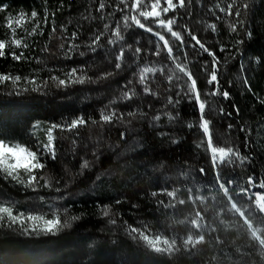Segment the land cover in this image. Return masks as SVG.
Masks as SVG:
<instances>
[{"label": "trees", "instance_id": "trees-1", "mask_svg": "<svg viewBox=\"0 0 264 264\" xmlns=\"http://www.w3.org/2000/svg\"><path fill=\"white\" fill-rule=\"evenodd\" d=\"M200 1L192 0L191 15L186 14L189 7L188 0H185L184 9L178 7L175 13L169 12L165 16L184 25L183 32L188 40L189 34L203 37L202 42L206 47L211 46L210 50H215L221 61L223 75L219 76L220 88L228 90L231 98L225 100L220 96H209L215 105V110L209 115L212 131L214 138L226 140L249 160L242 163L241 168L231 165L227 170H221V180L231 193L241 188L244 199L251 203L264 223V210L261 207L264 205V104L260 103V100H264V0H241L249 7L241 9L244 26L237 33H232L228 27L231 18L218 12V7H225L230 0H219L216 4L213 0H204L203 3L215 11L211 23L217 24L216 33L209 41L199 28L194 27L201 11ZM98 3L99 0H0V9H3L0 10V41L5 44L11 42L6 29L9 18L16 19L23 12L26 14L24 26H27L24 48L19 52L23 53V57L15 60L5 49V56L0 57V74L19 75L21 81L17 88L29 89L17 95L10 81L0 85L1 130L18 137L22 131L15 124L27 120V139L23 145L36 151L37 142L41 145L47 142L48 129L52 124H62V129L52 130L56 159H50L45 153L43 159L46 167L36 172L38 177H45L50 187H44L45 181L41 180L40 186L33 191L11 179H4L0 174V203L13 207L14 213L34 211L47 219L59 213L61 224L68 222L71 225L55 234H24L19 230V225L7 227L0 224V264H253L256 252L242 248L240 242L236 243V238L241 237L238 233H243L238 227L244 229L242 224L236 225L237 231L231 236L235 239V245L206 250L203 256L192 259L156 254L128 238L122 228L117 227L118 219H121V224L132 225L135 214L139 213L151 223L157 214L151 203V193L159 190L174 172L189 173L200 182L212 183L215 171L204 152L199 129L189 130L185 127L188 122L197 121L198 112L184 99L180 105L182 122L173 128L163 129L168 136L161 137L158 135L160 129L150 127L154 112L147 106L151 99L147 96L138 97L140 102L133 106L145 113L142 118L133 121L131 127L135 131H125L124 126L113 128L107 124L101 128L99 109L108 103L105 99L113 97L130 79L131 86L139 93L136 72L145 66H160L165 60L156 56L153 48L146 49L141 45L138 46L141 49L138 57L134 56L132 70L126 69V64H123L125 60L121 62L119 70L115 69L116 58L110 62L106 59V56L115 53L114 47L117 49L123 41L139 45L153 39L137 28L131 19L136 14L123 0H105L107 6L103 11L98 10ZM32 11L37 12L34 19L30 16ZM125 16L128 17L127 21ZM216 16H221V19L218 21ZM37 22L39 27L32 33ZM105 23L109 26L108 31L101 36L95 54L71 60L62 58L59 49L62 37H70L76 31V43H80L93 31H103ZM116 27L121 30V38L115 36ZM249 32L250 37L247 35ZM109 40L113 42L109 44ZM237 40L243 43L237 44ZM218 44L230 47L231 54L220 52ZM45 47L47 51H44ZM184 62L197 73L201 72L203 62L211 66V58L207 54L193 50L188 52ZM241 62L244 64L242 73L239 71ZM84 64L91 65L89 75L94 79L97 73L104 71L114 74L97 83L72 85L67 89L56 87L50 80L52 75L64 78V71ZM25 78L35 79L37 84L48 80V86L41 91H32L35 85L26 84ZM177 84L160 81L153 91L162 95L172 85L169 89V94H172L180 87ZM198 87L202 93L212 90L203 74L198 79ZM8 101L15 104L9 106ZM114 107L119 111L132 110L127 106ZM156 107L159 108V105ZM220 108L224 109L223 115L219 113ZM78 116H84L86 124L68 131L62 122ZM93 120L97 123L93 124ZM228 124L233 125L231 132L227 129ZM241 126L252 129L248 137L250 146L246 147ZM121 132H124L123 140ZM172 138L180 142L173 144ZM73 139L77 142L75 156L71 149ZM96 143L99 144L96 149L99 159L92 154ZM136 144L140 147L134 150ZM82 158L89 160L88 169L80 168ZM56 188L60 191L57 192ZM34 201L39 204L30 203ZM65 209L72 210V216L79 219L66 217L62 212ZM104 209H111L115 218H104Z\"/></svg>", "mask_w": 264, "mask_h": 264}, {"label": "snow or ice", "instance_id": "snow-or-ice-1", "mask_svg": "<svg viewBox=\"0 0 264 264\" xmlns=\"http://www.w3.org/2000/svg\"><path fill=\"white\" fill-rule=\"evenodd\" d=\"M214 4L218 3L219 0H213ZM199 3V0H198ZM192 0H188L189 11L186 13L187 15H191ZM105 0H99L98 10L103 11L106 8ZM133 11L137 13V15H133L131 19L134 21L135 25L139 27V29L144 30L145 24L141 22L138 17L142 18H155V21L158 24L159 29H166L167 33L170 34L171 38H174V42L172 46H169V40L165 39L164 35H161L159 31L156 32L158 36V40L163 42L164 47L166 48L165 59H176L173 56V48L176 47L179 54L187 55L183 50L184 45V37L181 34L184 25L177 24L175 19L169 18L167 20L162 19V14H167L169 12L175 13V10L179 7L180 9L185 8V0H134L133 2ZM249 5L247 3H241V0H230L229 3L226 4L225 7H218V12L223 14L224 17L231 18L232 22L228 24V27L232 33H237L240 28H243L244 21L242 19L241 9H247ZM235 9V11H234ZM3 10V9H0ZM208 11L215 15V11L213 8H208ZM31 18L37 17V12L32 11L30 14ZM125 21L128 20V17H124ZM216 19L219 21L221 16H216ZM26 20V14L21 12L19 16L13 20L9 18L7 21V28L10 29L15 35L16 28L21 27ZM47 16L45 17V23H47ZM14 24L16 27H14ZM176 25L180 30H173V26ZM39 27V22H37L36 26L33 27L32 33L36 32V29ZM108 24L105 23L103 25V31H93V33L86 37L84 41L80 43H76L78 36L77 32H72L71 36L62 37L63 42L59 45V49L62 53V58L71 60L75 58H83L88 54H95L97 52V44L100 42L101 36L108 31ZM127 27V24H125ZM207 27L211 29V33H216L217 24L211 23L208 24ZM55 26L53 27V32H55ZM146 31L148 33L153 32V27H147ZM249 37L251 33L247 34ZM115 36L117 38H121V30L119 27H116ZM203 37L197 38L195 35L189 34V44L188 47L192 48L194 52H198L200 54H207L211 58V66H209L208 62H203L200 65L201 72L195 74L191 71H186L185 67H181L179 63L176 64V67L179 69L180 73H183L186 79L184 83L178 88L175 93L169 94V89L172 85H169L168 89H165L162 95H158L156 91H153L150 83L146 80L145 73L155 72L154 68H143L142 72L139 75L138 84L140 86V92L136 91L135 87H132V80H128L125 85L122 86L120 90L116 92L114 97L110 98L108 103L105 104L102 108L99 109V117L101 128L105 124L110 125L115 128L117 126H124L125 131H135L136 129L132 128L131 125L134 120L138 117H143L145 115L144 112L140 111L139 107H133L134 105H138L140 102L138 97H150V101L148 103V108L153 110L154 114L151 117L150 127H154L160 129L158 135L161 137L168 136V133L165 132L164 128H173L178 123H181L180 116V105L181 100L184 99L193 105L195 110L198 112V119L195 123L188 122L185 127L189 130L193 128L199 129L202 133L204 140L201 141L208 150L210 155V160L212 162V152L209 149V145L211 144L212 148L218 151H224L226 158L221 166H229L230 164L236 163H248V157L241 156L238 149L231 146L226 140H218L214 138V134L212 131V120L209 118L211 112L215 110V105L210 104L207 97L209 96H220L225 100L230 99V92L228 90H221L220 88V79L219 76L223 75L221 72V61L217 58L215 54V50H210V47H206L205 43L202 42ZM113 41L109 40L108 43L111 44ZM178 42V44L176 43ZM12 43L19 47L21 45V40L13 39ZM65 43H67L68 47L65 48ZM237 44H242V40H237ZM83 45V48H82ZM195 46V47H194ZM27 47V45H25ZM218 50L220 52H228L231 54V48L225 47L222 44L217 45ZM5 48L6 44L3 41H0V57L5 56ZM44 51H47L45 47ZM130 52L138 57V54L141 52L139 47L135 49H131ZM154 54L159 56V45L154 50ZM13 59L20 60L23 57V53L20 55H16L14 52L11 54ZM125 58L124 49L121 48L120 52L117 53L116 62L114 64V68L119 70L122 67L121 62ZM234 59V56L232 57ZM228 62V57H225V63ZM91 68L90 64L78 65L70 67L67 71L63 72L64 78H60L59 76L52 75L50 80L55 83L56 87L67 89L72 85H85L86 83H97L99 80H105L110 76H113V72L104 71L103 73H97L96 78L94 79L92 75H89V70ZM164 71V69H161ZM239 71L242 73L244 71L243 62L239 65ZM200 74H203L204 80L207 85L212 87V90L209 92H201L198 89L197 83L200 77ZM171 79V77H169ZM177 83L179 84L180 77H177ZM11 82L13 88L15 89V93L19 95L21 91L27 92L29 89L24 87L22 89L17 88L18 83L21 81V77L10 76L7 74H0V85L5 84L6 82ZM26 84L35 85L31 90L32 91H41L43 88L48 86V80L42 81L41 84H37L36 80H27L25 78ZM175 96V99L173 98ZM126 102H131L130 104H126ZM261 104H264V100H260ZM132 110L127 112L117 110L116 105H125ZM159 105V108L156 107ZM237 114H239V109H235ZM219 113L221 115L224 114V109L220 108ZM231 116V113H228ZM165 121V123H161V121ZM64 126H66L68 131L73 129H77L79 126H83L86 124V120L84 116H78L76 118H71L69 121L62 122ZM93 124L97 123V121L93 120ZM259 127V126H258ZM53 129H62L61 123H53L51 128L48 129L47 133V142L41 145L37 142V150H30L28 147L23 146L20 143H9L4 139H0V174L3 175L4 179H11L16 183L23 185L26 188H31L33 191H36L40 186L39 181H45L44 187H50L49 182L45 179L43 175L37 176V170H43L46 167V161L43 159L45 153L48 154L49 158L52 160L56 159L57 150L53 143L54 137L52 134ZM227 129L229 132L233 129L232 124L227 125ZM240 131L245 133V144L246 147L250 146V141L248 137L251 135L252 129L245 128L241 126ZM121 139H124V132H121ZM180 141L172 138L171 143L176 144ZM84 147H87L85 145ZM99 144L96 143L93 146V156L96 159H99L96 149H98ZM140 147L139 144L133 146V149H138ZM77 148V142L75 139L71 141V149L72 154L75 156ZM38 152L40 155H38ZM89 160L82 158V163L80 168L88 169L89 168ZM23 174V175H22ZM100 179V177H99ZM56 191L59 192L60 189L56 188ZM43 200V197H40ZM66 211V209H65ZM108 210L104 211V216H108ZM72 220H77L79 217L72 216ZM111 223H115V221H111ZM0 224H6L7 227H12L13 225H19V230L24 234H55L61 228L70 227V223L65 222L61 224V218L59 213H55L53 218L47 219L45 215L38 214L34 211H17L14 213V209L11 206H7L5 204H0Z\"/></svg>", "mask_w": 264, "mask_h": 264}, {"label": "rangeland", "instance_id": "rangeland-1", "mask_svg": "<svg viewBox=\"0 0 264 264\" xmlns=\"http://www.w3.org/2000/svg\"><path fill=\"white\" fill-rule=\"evenodd\" d=\"M123 2L133 11L132 5L134 0H123ZM203 2L204 0L200 1L199 9L201 11H199L194 27L196 29L199 28L205 39L209 41L214 34H209L211 33V29H209L207 25L211 24L213 16L207 11L209 6H206ZM133 12L137 15L135 11ZM137 18L146 26L142 31L149 34L154 41L151 40L146 43L140 42L139 45L123 41L120 47L117 49L114 47L115 53H111V56H106V59L110 62L112 58L117 57V53L123 48L125 52V58L123 59L125 61L123 64H126V69L129 68L132 70L135 64V57L130 52L131 49H135L142 45L146 47V49L153 48L155 50L159 45L160 55L158 57L161 59L164 58L165 63L157 67L145 66L156 69L155 72L144 74L152 89L159 84L160 81L177 84V77L181 78L177 86H181L184 83L186 77L183 73H180L179 69L176 67L177 63H179L181 67H185L186 71L193 72L195 78L197 72L191 66L186 65L184 62L186 56L179 54L176 47L173 48V56L176 57V59H165L166 48L163 42L158 40L156 32L159 31L161 35H164L165 39L169 40V46H172L174 38H171L166 29H159L155 18L145 19L138 16ZM161 18L165 20L168 19L165 14H162ZM14 27H16L15 24ZM147 27H153V32L148 33L146 31ZM26 28L27 26L25 27L24 24L21 27H17L15 35L13 36L12 31L7 28L6 23V29L9 32L11 41L6 43L5 49L8 54H12L13 52L16 55L21 54L19 52H22L24 48L23 39L27 34V31H25ZM137 28L139 27L137 26ZM173 30L180 29L174 25ZM181 34L184 37L183 50L188 54V52L193 49L188 47L189 40L183 30ZM13 39L21 40V45L19 47L15 46L12 43ZM176 43L178 44V42ZM143 68L139 69L135 74L138 80ZM161 69H164V71H161ZM169 77H171V79H169ZM138 91H140V86H138ZM207 99L210 104H212L210 97H207ZM105 101L108 102L109 99L107 98ZM130 103L131 102H126V104ZM11 104L13 105L15 103L8 101V105L11 106ZM126 104L116 106H126ZM27 122V120H24L23 122L15 124L18 128L21 127L22 131L18 137H14L7 131L1 130L0 127V139H4L9 143H20L23 145L27 139ZM201 137L202 140H204L202 133ZM203 148L212 170L215 171V179L212 183L200 182V180L198 181L189 173L174 172L170 175L168 180L163 183L159 190H155L151 193L152 206L157 210L156 217L151 223L145 221L144 216L139 213L135 214L132 225L128 226L126 224H121V219H118L116 223L118 226H116H120L122 228L121 230H123L128 238L133 239L137 244L149 251L170 257L183 256L192 259L203 256L206 250H218L233 244L235 245V239H232L233 237L231 236L237 231L235 230L237 227L236 225L242 224L244 229L240 226L238 227L243 233H238V236L241 237L236 238V243L240 242L242 243V248L251 249L256 252V258L253 264H264L263 218L256 213L251 203H248L244 199L241 188H239L238 192L231 193L222 182L220 172L228 168V166H221L223 161L228 158L225 152L212 148L210 144L209 149L212 152L211 162L209 152L206 150L205 145H203ZM231 165L241 168L242 163L230 164L229 166ZM4 201L6 202V200ZM7 202L13 201L7 200ZM30 203L32 205L39 204L37 201ZM261 207L264 210V205ZM106 210H108L109 215L104 216V209L102 213L104 218H115L116 215L111 213V209ZM62 212L65 213L66 217L73 215L70 209L67 211L63 210ZM149 234L150 238H148Z\"/></svg>", "mask_w": 264, "mask_h": 264}]
</instances>
